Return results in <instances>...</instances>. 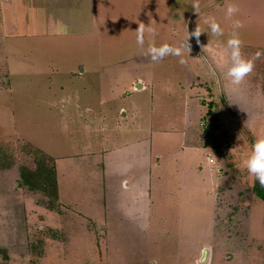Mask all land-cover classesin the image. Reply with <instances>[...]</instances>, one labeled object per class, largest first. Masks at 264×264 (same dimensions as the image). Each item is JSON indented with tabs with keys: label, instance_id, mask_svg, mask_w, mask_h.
Listing matches in <instances>:
<instances>
[{
	"label": "rangeland",
	"instance_id": "1",
	"mask_svg": "<svg viewBox=\"0 0 264 264\" xmlns=\"http://www.w3.org/2000/svg\"><path fill=\"white\" fill-rule=\"evenodd\" d=\"M230 2L239 9L232 18L226 16ZM105 4L107 7L103 10L96 0L92 1L83 27L74 24L67 29V24H59L57 31L47 36L31 35L35 31L29 22L16 26L18 36L10 28L5 39L7 78H0L3 85L0 86V138L12 136L33 141L46 151L61 143L68 147L70 154L80 153L82 142L88 136L82 132H60L58 126L64 117L50 104L51 100L67 99L69 103L64 107L72 113L70 104L74 100L96 99V92L110 98L107 112L121 106L129 109L134 104L147 111L154 104L152 99L161 104L158 99L170 97L176 100L172 106L179 113L182 87L198 76L209 81L212 75L216 76L211 74L213 61L208 55L217 54L223 68L218 69L219 88L211 95L217 101L218 110L209 105L207 115L213 118L210 122L203 121V134L207 136L204 140L217 150L226 146L235 150L222 151L219 156L222 165L218 168V176L223 182L216 190L212 217L216 242L211 244L209 251L213 253L214 264H243L247 251L244 246H249V261L264 264V201L255 194L254 186L259 182L244 166L249 153L240 149L246 144L251 150L258 135L264 136V48H259L264 47V0H107ZM48 13L42 33L50 29L51 21L56 19L55 12ZM208 17H215L221 25L222 36L211 34L205 23ZM30 19L33 20V16ZM234 19L243 23L238 30L242 54L251 59L258 50L261 52L236 93L229 91L232 86L225 76L229 63L226 41ZM139 24L145 28L142 45L136 39ZM196 26L205 32L201 33L199 43L195 37H190V50H182L184 63H180L181 57L174 55L152 59L148 52L150 46L163 43L178 46L184 42L187 31L191 33ZM132 78L141 79L144 88L130 87ZM248 80L250 82L246 83ZM82 90L90 93L84 92L87 94L84 95ZM201 100L209 102L206 95H202ZM209 124L216 126V132H209ZM89 138L95 137L92 134ZM16 142L0 140L3 168L14 165L19 169H34L37 161L44 162L47 167L50 165L51 159L46 154ZM83 164L87 169L82 174V170L71 169L66 175L87 186L89 182L84 178L88 175L96 178L97 174L89 167L90 161ZM172 178L169 186H176L175 196L164 198L155 191L152 215L143 218L141 227L149 224L151 229L131 233L127 231L130 224L127 229V225L117 223L101 229L105 234L99 236L96 228H87L86 220L81 224L84 218L72 215L73 224L68 228L67 238L54 244L55 238L63 235L49 224V207H54L55 201L51 202L48 196L37 191V202L43 210L40 213L31 211L27 216L21 212L16 216L14 212L6 218L5 226L11 231L7 232L6 239L0 219V264H190L189 251L193 248L190 245L212 231L211 199L203 194V197L191 195L186 201H179L178 169ZM84 194H88L86 190ZM87 203L88 210L96 215L102 211V223L107 221L105 209L97 210L98 203L94 201ZM248 224L254 231L251 236ZM161 226L169 232H162L164 227ZM187 228L191 229L186 232ZM9 247H14L10 253Z\"/></svg>",
	"mask_w": 264,
	"mask_h": 264
},
{
	"label": "crops",
	"instance_id": "2",
	"mask_svg": "<svg viewBox=\"0 0 264 264\" xmlns=\"http://www.w3.org/2000/svg\"><path fill=\"white\" fill-rule=\"evenodd\" d=\"M92 1L0 0V78H7L6 56L8 52L5 39L11 27V31L16 36L19 35L16 26H23L27 22L33 25L35 31H31V35L39 34L38 36H47V34L56 32L60 27L59 24H67V29H69L68 25L74 24L83 27L86 25V11ZM96 2L103 10L107 7L105 4L107 0H100V2L96 0ZM110 5L111 3L108 2V6ZM48 12H55L56 19L51 21L50 29L48 27L45 33H42L41 29H46L45 18L49 14ZM31 16H33V20L30 19ZM52 27L54 28L52 29ZM24 35L27 34L24 33ZM259 48L264 47L259 46ZM208 57L213 61L211 74H216V76H211L214 83L212 84L211 80L200 76L188 81L182 87L183 96L179 101L181 105L178 107L181 110L179 113L175 112V108L172 106L176 100L170 97L169 99H158L161 104H156L157 99H152L154 104L152 103L147 111L144 110L145 113L135 104L129 109L121 106L117 110L107 112L106 106L110 98L99 95L100 92H96L98 95L96 99L85 102L81 101L82 99L74 100L70 104L73 107L72 113L66 111V107H64L69 103L67 99L51 100L50 104L55 106L64 117L62 124L58 126L60 132H82L88 136L82 142L80 153L70 154L67 151L68 147H63L64 144L61 143L51 147L53 150L46 151L33 141L29 142V140L12 136L0 138V140L7 139L29 145L51 159L49 166L55 173L56 197L51 201H55L54 207H49V224L63 234L60 239L56 237L52 244L58 241L62 242L67 238L68 228L73 224L72 215L84 218L80 220L81 224L86 220L87 228H96L99 236L105 234L101 232V229L117 223L127 225V229L130 224L131 228L127 231L131 233L151 229L152 226L149 224L141 227L143 218L152 215V201L155 193L158 192L164 198L175 196L176 186L170 187L169 182H172V177L176 174L177 169L179 170L177 186L179 194H181L179 201L182 202L191 195L194 198L203 194L209 195L211 199L210 222L213 221L216 190L218 185L223 182L222 177L218 176V168L222 165L219 156L222 151L231 153L235 148L226 146L225 149L217 150L213 144L204 140L207 136L203 134L202 124L203 121L210 122V118H213L212 115H207L210 106H213L214 110H218L217 101L212 98L211 93L214 92L213 90L216 92V89L219 88L218 69L223 68L219 55L211 54ZM227 58L225 57V59ZM249 82L248 80L246 83ZM130 83V87L135 86L136 90H141L145 86V84L142 85L139 78H132ZM0 86L3 87L1 84ZM84 92L90 93L89 91ZM86 93L84 95H87ZM151 94H153L152 91ZM202 95H206L208 103L201 100ZM65 102L66 104H64ZM91 105L98 106V108L94 110ZM100 106L102 109L99 108ZM213 116L215 117V114ZM218 119L222 120L221 117ZM208 127L209 132L217 130L216 126L212 124H209ZM92 134L95 137L93 140L89 138ZM240 149L245 154L250 153L246 144ZM86 161H90L91 166L89 167L97 174L96 178H91L89 175L84 178V181L89 182L87 186L66 175L71 169L82 170V174L83 170L87 169V166L85 167L83 164ZM21 168L14 165H6L3 168L0 165V219L1 226L5 231V239L9 237L7 232H11L5 226L6 218L13 216L14 212L17 213L16 216L20 212L27 216L31 211L40 213L43 210L37 202L38 194H35L37 191H42L28 187L21 178ZM94 179H96L95 182ZM69 181L73 184L66 186L65 182ZM84 190L88 194H84ZM68 192L71 194L68 195ZM256 197L258 196L256 195ZM87 201L98 203L97 210L105 209L108 217L106 222L102 223L101 221L102 211L96 215L95 212L88 210L90 206ZM77 224H79V220ZM211 224L213 226V222ZM163 225L165 226V222ZM250 225H247L249 236L254 232ZM214 228L213 226L212 231H209L203 239L190 245L191 248L193 247L191 252L189 251L190 264H214L213 253L209 251L212 248L211 244L215 241ZM189 229L191 228H187L186 232ZM162 232H169V229L164 227ZM13 249L14 247L11 249L9 247L8 253ZM244 249L247 251L244 252L245 259L242 263L254 264L249 261L251 259L250 247L244 246Z\"/></svg>",
	"mask_w": 264,
	"mask_h": 264
},
{
	"label": "clouds",
	"instance_id": "3",
	"mask_svg": "<svg viewBox=\"0 0 264 264\" xmlns=\"http://www.w3.org/2000/svg\"><path fill=\"white\" fill-rule=\"evenodd\" d=\"M194 10L196 5L193 6ZM239 11L238 6L235 3H229L226 9V16L232 18ZM197 12V11H196ZM198 13V12H197ZM209 31L214 36H222L224 31L221 25L217 22L215 17H208L205 20ZM243 27V23L239 19L232 21V32L226 41L225 52L229 56V63L226 68L225 76L228 78L230 85L232 86L229 91L236 93L239 91V86L244 82L246 76L253 70V60L259 58L261 52L258 50L253 58H246L241 51L242 41L239 37V29ZM145 28L140 25L136 28V39L138 44L144 43ZM202 32L198 26H196L192 32L187 31V35L184 38V42L178 46H173L168 43H163L159 46L152 45L149 47L148 52L153 60L162 58L165 55H174L181 57L180 63H184L182 57V50L187 48L190 50L189 39L195 37L197 43H199V37ZM244 166L247 172L254 178L259 184L264 185V136L257 137L252 145L251 150L246 159L244 160Z\"/></svg>",
	"mask_w": 264,
	"mask_h": 264
},
{
	"label": "trees",
	"instance_id": "4",
	"mask_svg": "<svg viewBox=\"0 0 264 264\" xmlns=\"http://www.w3.org/2000/svg\"><path fill=\"white\" fill-rule=\"evenodd\" d=\"M21 178L31 189H38L45 193L51 201L56 197L55 173L51 166L37 161L34 169L21 168ZM255 194L264 200V185L254 186Z\"/></svg>",
	"mask_w": 264,
	"mask_h": 264
}]
</instances>
